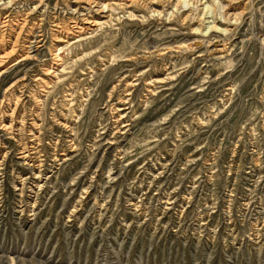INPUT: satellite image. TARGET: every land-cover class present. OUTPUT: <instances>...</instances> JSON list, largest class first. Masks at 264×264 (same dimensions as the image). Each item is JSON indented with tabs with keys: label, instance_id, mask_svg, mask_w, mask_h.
I'll use <instances>...</instances> for the list:
<instances>
[{
	"label": "rangeland",
	"instance_id": "rangeland-1",
	"mask_svg": "<svg viewBox=\"0 0 264 264\" xmlns=\"http://www.w3.org/2000/svg\"><path fill=\"white\" fill-rule=\"evenodd\" d=\"M92 1L0 4V264H264V0Z\"/></svg>",
	"mask_w": 264,
	"mask_h": 264
},
{
	"label": "bare ground",
	"instance_id": "bare-ground-1",
	"mask_svg": "<svg viewBox=\"0 0 264 264\" xmlns=\"http://www.w3.org/2000/svg\"><path fill=\"white\" fill-rule=\"evenodd\" d=\"M42 1V0H41ZM80 1V0H79ZM231 3L235 2V1H239V0H229ZM13 2V0H8V2H6L5 0H0V4L4 6V9L9 7L10 3ZM89 2H93L92 0H88V3ZM96 2V1H95ZM177 2H181V0H177ZM41 3V2H40ZM93 4V3H92ZM95 7H98V10L99 12H102L103 8H105L103 5H99L98 3L94 4ZM85 7V6H84ZM102 7V9H101ZM87 8V7H86ZM107 8V7H106ZM106 10V9H105ZM89 20V19H88ZM87 23H90V24H93L95 23L93 20L90 21V22H87Z\"/></svg>",
	"mask_w": 264,
	"mask_h": 264
}]
</instances>
